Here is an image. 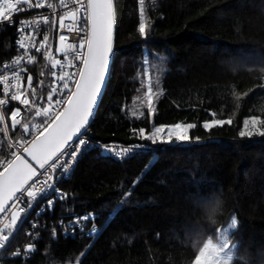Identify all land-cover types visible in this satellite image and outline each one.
<instances>
[{"label":"trees","instance_id":"1","mask_svg":"<svg viewBox=\"0 0 264 264\" xmlns=\"http://www.w3.org/2000/svg\"><path fill=\"white\" fill-rule=\"evenodd\" d=\"M115 2L113 73L89 133L155 150L122 162L99 150L86 153L60 182L64 195L56 206L46 213L33 209L19 222L3 263L13 264L11 255L39 222L37 249L21 264H194L235 217L232 264H264V0ZM14 48L15 30L5 27L0 61ZM144 70L156 73L161 89L151 112L136 98ZM48 72L47 58L38 56L27 76L42 96ZM220 120L231 123L203 127ZM177 124L195 125L190 139L205 142L173 146L138 133ZM217 198L223 211L210 220L206 213ZM88 214L98 215L96 236L64 237L49 229L51 222Z\"/></svg>","mask_w":264,"mask_h":264},{"label":"snow or ice","instance_id":"2","mask_svg":"<svg viewBox=\"0 0 264 264\" xmlns=\"http://www.w3.org/2000/svg\"><path fill=\"white\" fill-rule=\"evenodd\" d=\"M78 4H83V0H73ZM21 3L27 4L29 7H42L44 6V0H36L35 4L32 0H0V20H7L12 22V15L14 12L24 10L18 7ZM61 5H64L65 0H60ZM143 3V0H141ZM52 7L51 4L48 5ZM66 6V5H65ZM80 8L73 9L66 12L59 19L61 29H67L69 32H82L86 31V36L79 41V50H77V44L69 43L66 35H60V47L57 48V52L64 53L65 59L68 60L67 53L75 52L76 59L80 60V65H72V61L68 60V64L75 68V71L71 74L61 71L58 80L64 81L63 85L59 88L53 87L47 95L48 107L36 105V90L32 88V77H28V88L32 90V100H29L26 91H21V81L23 77L20 75L23 68L19 70H13L11 77L4 75L0 78V84L4 85L3 93L6 98L11 101H18L20 105L36 107V115H42L43 120L37 125H43L35 129L33 134L28 124L23 126L24 132L29 134V138L24 140L27 147V151L24 154H18L13 152L11 157L5 161H0V167L3 171H0V212H2L6 205L5 201H12V207L20 205L17 213L12 216V223L15 224L17 216L22 213L26 208H30L32 201L37 196L45 191L46 188H52L50 181L53 179V173L56 168L62 167L64 172H68L71 164L76 160L80 151V147L85 144V140L80 137L81 130L86 129L89 123V118L93 113V108L97 103L98 96L101 92L102 83L105 79L106 68L109 63V56L113 50V23H114V11L113 0H87L86 7V25L78 26ZM65 20L70 23H65ZM45 24L49 23L47 16L43 17ZM55 18L52 19V25L55 26ZM35 25L32 32L24 35L18 41L20 48L25 49V55H28V47H35V35L32 33L37 32L40 26L39 20L21 21L19 31L24 32V29L29 28L31 25ZM146 25L144 23L143 15H141V23L139 25V31L142 36L145 35ZM28 41V44L25 41ZM49 37L44 35L43 41L40 46L36 48L39 52L47 45ZM45 57L51 61V67L55 69L57 65L61 66V69L65 66L60 60L53 59L51 52H45ZM24 57L17 58L13 63L19 64V61ZM34 57L28 55V60L31 62ZM162 59V58H161ZM145 65L149 61V54L144 56ZM153 69L162 70V67L153 64ZM56 76V72L52 73ZM9 79L12 83H8ZM70 85H74V90ZM67 91H64V90ZM59 95L60 99L53 100V96ZM42 95V94H41ZM8 103V99H0V107L5 106ZM152 101L149 102V111ZM21 109L16 108L11 112V118L16 121L17 115ZM4 117L0 115V119ZM228 123L230 120L214 121L213 123H204L205 129H210L214 125H220ZM248 121H244L247 127ZM256 120L252 121L255 125ZM195 127L193 124H188L186 127L177 124L169 129L168 140L170 142L173 133L177 141H188L190 136L188 130ZM43 129V131H41ZM136 131V130H134ZM164 132V127H156L150 135H145V129L140 128L138 130L139 135L146 139L152 140L153 143L157 139L164 142V138L160 134ZM246 133L240 132L241 136ZM260 135H264V131H260ZM74 137L76 138L74 140ZM127 151V149H124ZM70 157L68 161L64 162V157ZM38 161H40L38 163ZM40 177V179H37ZM66 195V194H65ZM28 198L26 207L23 205L24 197ZM63 198V196L61 197ZM49 205L52 204L50 200ZM88 220L90 217L85 215L78 218L75 223L68 225V227L75 228L78 224V220ZM95 227L88 233L92 236L96 233ZM8 236L0 237V249L5 247L3 241L8 240ZM27 251L34 250V245L27 246ZM20 251H17L15 255H20Z\"/></svg>","mask_w":264,"mask_h":264},{"label":"built area","instance_id":"3","mask_svg":"<svg viewBox=\"0 0 264 264\" xmlns=\"http://www.w3.org/2000/svg\"><path fill=\"white\" fill-rule=\"evenodd\" d=\"M15 2V0H14ZM36 0H32V3L35 4ZM51 4L52 7H49L48 5ZM66 5V6H65ZM18 7L23 8L24 10L19 12H14L12 15V22H9L7 20H0V33L5 27H10L15 30V48L14 53L6 60L0 61V78L2 76L7 75L11 77V73L13 70H19L21 68L24 69V71L20 72V75L23 77L21 81V91H26L27 96L29 100H32V90L28 88V75L30 73L31 68L36 62V59L38 56H45L44 53L50 51L53 59L60 60L65 66L63 69H61L60 65H57L55 69L51 67V61L47 59L48 63V76H49V82L47 83V94L45 96H42L39 92V89H37L34 85V79L32 78V88L36 90L37 96H36V105H40L41 112L43 107H48L47 103V95L52 90L53 87H56L58 90L63 85L64 81L58 80V77L61 73V71L67 72L69 74L73 73L75 71V68L68 64V60L72 61V65L79 66L80 60L74 58L75 52H69L67 53L68 60L65 59V54L57 52V48L60 47V41L59 36L60 35H66L69 39L67 42L69 43H75L77 44V50H79V41L86 36V31L82 32H69L67 29H61L59 24V19L62 15H64L66 12H69L73 9L80 8L79 15V21L78 26L80 25H86L87 20V0H83V4H78L73 2V0H65L64 5H61L60 0H51L47 1L44 0V6L42 7H29L27 4L21 3L18 5ZM47 16L49 18V23L45 24L43 22V17ZM55 18V26L52 25V19ZM30 20H39L40 26L37 32L32 33L35 35V47H28V55L34 57V59L29 62L28 55H25V49L20 48L18 41L21 39L22 36L32 32V29L35 28V25H31L29 28L24 29V32L19 31L20 22L21 21H30ZM65 23H70V21L65 20ZM47 34L49 37V40L47 42V45L42 48L39 52L36 51V48L40 46L41 41H43L44 35ZM26 44H28V41H25ZM23 56L24 58L19 61V64H14L13 62ZM56 72V76H53L52 73ZM8 83H12V80L9 79ZM74 90V85H70ZM4 85L0 84V99H8V103L0 107V115H2L4 118L0 119V161H5L6 159L11 157V154L13 152H16L18 154H23V152L27 149L24 140L29 138V134L24 132V129L22 126L26 123L27 115L35 114V123L30 126V130L32 133H35V129L38 127H43V125H37L40 123L41 120L44 119L42 115L38 116L36 115L37 109L36 107L32 106H24L20 105L18 101H11L9 98H6L3 93ZM64 91H67L66 89ZM62 98L59 95V91L57 95L53 96V100ZM20 108L21 111L16 117V121H13L11 118V112L16 109ZM13 121L14 127H12L10 121ZM43 131V129H41ZM85 140V144L80 147V151L77 155L76 160L71 164V166L68 169V172H64L62 170V167H57L55 172L53 173V179L50 181L52 184V188H46L45 191L37 196V198L32 201L31 207L26 208V210L22 213H19L17 216V221L15 224L12 223V216L14 213H17L18 208L20 205H17L15 208L12 207V204L10 207L4 212V214L0 217V237L2 236H8L9 239L3 241L5 244V247L0 249V264L3 263L2 253L7 250L9 247V244L11 243L14 234L16 233L18 229L19 222L26 217L30 211L33 209L36 210L37 213H46L47 211L52 210L56 204L62 199L61 197L64 195L62 190L59 187L60 182L62 179H67L71 177V175L74 173V171L77 169L79 164L81 163L83 157L86 153L94 150H99L103 156L110 157L115 161L122 162L128 159H131L132 157L147 153L149 151L155 150V148L148 143H134L131 142L129 144L117 142V141H110V142H104L99 141L97 139H93L89 133V127L83 130L80 134V137ZM76 139V138H75ZM74 139V140H75ZM175 143V142H174ZM193 143H199L202 144L203 140L199 139H189L188 141H176V145L174 146H186ZM124 149H127V151H124ZM70 157L66 156L64 157V162L66 163ZM0 171H3V168L0 167ZM37 179H40L38 177ZM52 201V204L49 205V201ZM28 203V198L25 196L23 199V205L26 207ZM85 216V215H84ZM90 219L83 220L79 219L78 224L75 228L68 227V225L73 224L76 222L78 218H81L83 216L75 217L68 220H62L51 222L50 223V230H55L56 232L59 231L63 234L64 237H71V238H83V237H93L99 234L100 227L98 225V215H92L88 214ZM41 226L39 222H35L33 225L32 230H29L28 232V239L27 242L23 243L21 246H19L17 251H20V255L12 254L10 257V261L13 262V264H21L20 261L25 262L26 259H28L31 256V253L34 252L36 247V238L34 236V232L37 227ZM47 226V224L45 225ZM44 226V227H45ZM95 227L97 229L96 233L92 236H89L88 233L92 230V228ZM34 245V250L29 252L27 251L28 245ZM9 261V258L7 259Z\"/></svg>","mask_w":264,"mask_h":264},{"label":"rangeland","instance_id":"4","mask_svg":"<svg viewBox=\"0 0 264 264\" xmlns=\"http://www.w3.org/2000/svg\"><path fill=\"white\" fill-rule=\"evenodd\" d=\"M141 78H142V85L136 98L138 100L142 99V101H145L148 104L150 101L154 102L155 99H157V97L161 94V89L158 84L156 73L150 74L149 70L148 71L144 70L141 74ZM35 120H36L35 114L27 115V120L25 124H28L30 127L35 123ZM10 123L12 127H14V123L12 120L10 121ZM183 126L186 127L187 125H183ZM162 127H164V132H162L160 136L164 138V142L170 143L169 145H173V146L176 145L177 140H173L176 139L175 133H173L170 142L168 140L169 129L174 126H162ZM188 134H189V130H188ZM204 142L205 141L203 140V143ZM236 228H237V219L234 217L226 226L222 227L219 230L217 238L211 239L207 242V244L201 251L200 255L198 256L194 264H232L235 258L237 243L231 242L230 237L231 234L236 230Z\"/></svg>","mask_w":264,"mask_h":264},{"label":"water","instance_id":"5","mask_svg":"<svg viewBox=\"0 0 264 264\" xmlns=\"http://www.w3.org/2000/svg\"><path fill=\"white\" fill-rule=\"evenodd\" d=\"M113 11H114V23H113V50L112 52L110 53V56H109V63H108V66L106 68V72H105V79L102 83V88H101V92L98 96V99H97V103L96 105L94 106L93 108V113L92 115L90 116L89 118V123L88 125L86 126V128H88L90 126V124L93 122L95 116H96V113L98 111V109L100 108L101 106V103H102V100H103V97L104 95L106 94V91L108 89V86H109V83H110V80H111V77H112V73H113V63H114V55H115V48H116V40H117V27H118V22H117V9H116V2L115 0H113ZM85 130V129H82L81 132ZM75 139V137H74ZM27 151V149L25 150ZM24 154V153H23ZM40 161H38L39 163ZM13 202L12 201H5V209L0 212V217L4 214V212L10 207V205L12 204Z\"/></svg>","mask_w":264,"mask_h":264},{"label":"clouds","instance_id":"6","mask_svg":"<svg viewBox=\"0 0 264 264\" xmlns=\"http://www.w3.org/2000/svg\"><path fill=\"white\" fill-rule=\"evenodd\" d=\"M224 201L220 198H217L211 207V210L206 214L210 220H214L215 217L223 211Z\"/></svg>","mask_w":264,"mask_h":264}]
</instances>
